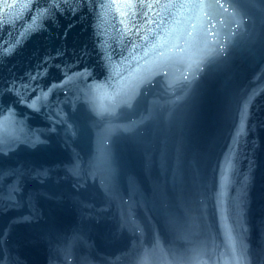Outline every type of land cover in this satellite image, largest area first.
I'll return each mask as SVG.
<instances>
[{
  "label": "water",
  "instance_id": "water-1",
  "mask_svg": "<svg viewBox=\"0 0 264 264\" xmlns=\"http://www.w3.org/2000/svg\"><path fill=\"white\" fill-rule=\"evenodd\" d=\"M0 264H264V0H0Z\"/></svg>",
  "mask_w": 264,
  "mask_h": 264
}]
</instances>
